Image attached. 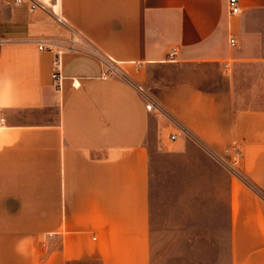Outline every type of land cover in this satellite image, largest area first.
I'll use <instances>...</instances> for the list:
<instances>
[{
    "label": "crops",
    "instance_id": "1",
    "mask_svg": "<svg viewBox=\"0 0 264 264\" xmlns=\"http://www.w3.org/2000/svg\"><path fill=\"white\" fill-rule=\"evenodd\" d=\"M228 2L61 0V23L0 0V264H152L159 158L222 202L229 264H264V0H239L235 14ZM75 33L127 78L63 50L58 88L56 53L37 40L62 48ZM186 64L214 65L229 84L167 80Z\"/></svg>",
    "mask_w": 264,
    "mask_h": 264
},
{
    "label": "rangeland",
    "instance_id": "2",
    "mask_svg": "<svg viewBox=\"0 0 264 264\" xmlns=\"http://www.w3.org/2000/svg\"><path fill=\"white\" fill-rule=\"evenodd\" d=\"M165 76L169 82L189 81L209 90L229 84L222 70L207 64L168 68ZM242 81L247 88V79ZM208 191L190 171L159 158L152 175V264H229L227 213L222 202H210L214 196ZM208 235L216 240L208 242Z\"/></svg>",
    "mask_w": 264,
    "mask_h": 264
},
{
    "label": "built area",
    "instance_id": "3",
    "mask_svg": "<svg viewBox=\"0 0 264 264\" xmlns=\"http://www.w3.org/2000/svg\"><path fill=\"white\" fill-rule=\"evenodd\" d=\"M18 3L27 2L31 8V10H34L36 8H43V9H49L55 16L56 20L61 23H66L65 18L60 13V9L57 11L55 10L56 6H60L61 0H50V4H46L45 2H42L40 0H16ZM229 7L233 14L239 13L241 11L239 0H229ZM79 34L75 33V36L72 37L62 48H58L57 44L54 42H50L46 38H41L37 40L38 46L40 50H49L56 53V60L54 62L55 66V72L53 73V78L57 83L58 88L61 86V73H60V55L62 54L63 50H72L80 53L89 54L92 56L97 57L103 67V77L108 78L112 76H118L123 79H126V72L124 69L120 66L118 62H116L113 58L103 54L98 48H96L91 42L88 40H85L83 43L80 42L78 38ZM232 44H235L236 41L234 38L231 39ZM178 56V48L174 47L172 48L171 52L169 53V59L170 60H176ZM134 87L140 92L147 104L146 108L150 111H158L162 112V107L159 104L158 100L148 91V89L139 83H133ZM172 139L177 138V134H172ZM238 153V151L236 152Z\"/></svg>",
    "mask_w": 264,
    "mask_h": 264
},
{
    "label": "bare ground",
    "instance_id": "4",
    "mask_svg": "<svg viewBox=\"0 0 264 264\" xmlns=\"http://www.w3.org/2000/svg\"><path fill=\"white\" fill-rule=\"evenodd\" d=\"M55 10H56V11L58 10V7H57V6L55 7Z\"/></svg>",
    "mask_w": 264,
    "mask_h": 264
}]
</instances>
